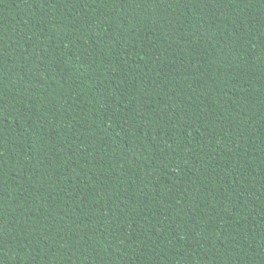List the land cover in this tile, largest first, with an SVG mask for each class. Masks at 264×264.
<instances>
[{"label": "trees", "instance_id": "16d2710c", "mask_svg": "<svg viewBox=\"0 0 264 264\" xmlns=\"http://www.w3.org/2000/svg\"><path fill=\"white\" fill-rule=\"evenodd\" d=\"M0 264H264V0H0Z\"/></svg>", "mask_w": 264, "mask_h": 264}]
</instances>
